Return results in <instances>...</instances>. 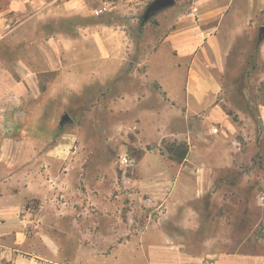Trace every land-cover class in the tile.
I'll list each match as a JSON object with an SVG mask.
<instances>
[{
	"label": "rangeland",
	"instance_id": "1",
	"mask_svg": "<svg viewBox=\"0 0 264 264\" xmlns=\"http://www.w3.org/2000/svg\"><path fill=\"white\" fill-rule=\"evenodd\" d=\"M66 1L70 7L63 6ZM150 1L121 0L95 16L93 0H0V198H11L20 209L0 215V245L14 247L9 227L17 220V229L26 235L21 247L26 256L76 263L91 249L95 258H119L135 247L140 234L154 232L155 224L182 235V224L190 220L197 230L216 222V229L232 235L231 229L218 226L220 218L233 224L242 209L250 212L247 224L264 217L261 205L243 204L240 198L248 193L241 176L253 178L257 193L264 191L259 111L264 103V39L256 68L246 79L239 77L264 28V5L258 9L251 0L248 24L226 48L216 100L222 111L230 112L223 123L203 122L195 112L186 117L148 73L147 56L178 14L191 9V0H174L142 22ZM235 7L243 13L241 0H235ZM50 37L49 44L59 48L61 66L46 71L52 56L40 46ZM24 74L33 77L34 86L12 88L7 99L4 85ZM245 83L247 92H235L236 84ZM63 114L69 118L60 123ZM178 142L187 146L181 162L166 149ZM209 171L216 195L163 197L173 190L194 193L198 177ZM176 179L185 181L179 189ZM190 209L193 218L185 214ZM261 223L258 231L264 234ZM44 233L54 249L42 247ZM16 258V264H34L29 257ZM212 259L201 258L198 264ZM6 262L0 259V264H10Z\"/></svg>",
	"mask_w": 264,
	"mask_h": 264
},
{
	"label": "crops",
	"instance_id": "2",
	"mask_svg": "<svg viewBox=\"0 0 264 264\" xmlns=\"http://www.w3.org/2000/svg\"><path fill=\"white\" fill-rule=\"evenodd\" d=\"M238 1L240 2V0ZM241 1L244 3L243 13L241 9L235 7V0H191V9L178 14L175 24L163 33L155 49L147 56L148 73L159 81L168 97L169 104L171 106L180 104L184 108L186 117L188 115L191 117V113L195 112L200 115L203 122H227L228 114L221 110L216 101L217 94L221 89L219 72L223 69V60L227 52L226 48L231 43L230 39L248 24L250 16L247 7L252 8V3L251 0ZM70 2L66 1L63 6L70 7ZM256 5L259 9L264 5V0H256ZM51 38L45 39V42L40 46L41 49L43 48L44 55L52 56L50 60L52 65L48 66L47 64L43 68L46 71L57 70L61 66L59 48L55 44L53 46L49 44ZM113 55L115 54L113 53ZM32 71L34 70H29V72ZM26 83L34 86L33 77L30 74H24L21 78L7 81L4 85L7 99H10L12 88L20 87V85L24 87ZM259 111L264 129V103L260 105ZM2 141L5 142V139ZM3 161L8 162L6 159ZM240 178L241 182L248 184L246 186L247 196H245L246 194L240 196L242 203L251 202V205L255 207L261 205V208L264 209V191L256 192L253 178L244 176ZM215 182V177L209 171L206 175L198 177L197 183L200 186L194 193L184 190L180 194L181 191L173 190L165 192L163 197L168 195L171 199H178L183 196L182 198L186 200L188 197L214 196L217 194ZM260 183H263L264 186V178ZM183 184L185 181L180 179L174 181V185L178 189ZM237 198H239L238 195ZM246 198H248L247 201ZM0 199V215H14L20 210L11 198ZM185 214L193 218L191 209ZM248 218H250V212L246 209L235 214V223L233 224L231 221L227 222L220 218L218 226L221 229L222 226H226L228 230L231 229L232 235L222 233L223 229L221 231L219 228L216 229V222L211 226L206 223L197 230L194 221L190 220L187 224H182L183 230L186 231L182 235L176 231H164L160 225L155 224L154 232L145 231L140 234L135 242V247L126 249L119 258H95V253L91 249L92 252L84 251L81 255L82 258H77L76 263L68 262V258L55 259L46 256L31 258L32 256H26L25 251L21 249L26 235L17 229L20 225L16 220L10 223L11 232H5L6 235L8 232L11 233L14 247L0 245V259L10 264H16L18 259L16 256L29 257V260L34 264L36 262L40 264H198L201 258H213L211 264H220L227 260H230L231 264H264V234L258 231L260 221L264 226V217L260 215L257 222L247 224L245 222ZM208 220L210 221V219ZM4 222V220L1 221V223ZM208 230L213 232L208 235ZM48 234H41L42 247L54 249ZM81 234L83 237L89 236L83 231ZM87 240H90V236ZM120 246L127 247V244L121 242ZM229 247L231 249H228ZM170 256H172L171 259H167ZM172 258L175 260L168 261ZM18 264L23 263L18 262Z\"/></svg>",
	"mask_w": 264,
	"mask_h": 264
},
{
	"label": "trees",
	"instance_id": "3",
	"mask_svg": "<svg viewBox=\"0 0 264 264\" xmlns=\"http://www.w3.org/2000/svg\"><path fill=\"white\" fill-rule=\"evenodd\" d=\"M263 39H264V28H260L258 34L256 35V37L254 39V51L249 54L248 58H246V64L247 65L245 66L244 72H242L239 75V77H242L243 80L246 79V77H248L252 73V70H254L257 66V59H258V54H259V44L262 42ZM239 72L240 71H238L237 73L239 74ZM237 78H238V76H236V80H238ZM246 88H247L246 83L245 84H236L235 85V92L244 93ZM246 92H247V89H246ZM247 95L248 96H245V97H246V100L249 102V94H247ZM226 113L230 114L229 111H227ZM253 113H254V116L259 119L258 109H255ZM261 127L263 129V126H261ZM59 130H60V127H59ZM263 131H264V129H263ZM166 149L169 152V157L176 162H181L187 153V146L184 142L171 143L167 146Z\"/></svg>",
	"mask_w": 264,
	"mask_h": 264
},
{
	"label": "water",
	"instance_id": "4",
	"mask_svg": "<svg viewBox=\"0 0 264 264\" xmlns=\"http://www.w3.org/2000/svg\"><path fill=\"white\" fill-rule=\"evenodd\" d=\"M174 0H151L147 6L145 7L142 15L141 21L145 22L148 20L150 16H152L155 12L167 8L173 5ZM69 116L67 114H63L60 118V123L68 120Z\"/></svg>",
	"mask_w": 264,
	"mask_h": 264
},
{
	"label": "built area",
	"instance_id": "5",
	"mask_svg": "<svg viewBox=\"0 0 264 264\" xmlns=\"http://www.w3.org/2000/svg\"><path fill=\"white\" fill-rule=\"evenodd\" d=\"M121 0H93V2H97V5L93 7L92 13L95 16L101 15L102 13L108 11L112 6L117 4ZM122 161L124 163H130L126 157H122Z\"/></svg>",
	"mask_w": 264,
	"mask_h": 264
}]
</instances>
